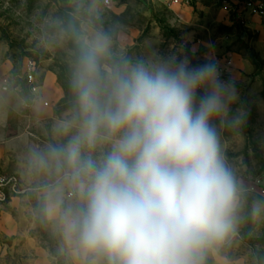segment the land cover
<instances>
[{
  "label": "clouds",
  "instance_id": "1",
  "mask_svg": "<svg viewBox=\"0 0 264 264\" xmlns=\"http://www.w3.org/2000/svg\"><path fill=\"white\" fill-rule=\"evenodd\" d=\"M110 46L97 32L80 47L72 115L56 129L67 140L29 155L43 213L74 264H205L240 218L214 124L234 107L228 122L245 121L236 82L215 59L132 63L113 60Z\"/></svg>",
  "mask_w": 264,
  "mask_h": 264
},
{
  "label": "rangeland",
  "instance_id": "2",
  "mask_svg": "<svg viewBox=\"0 0 264 264\" xmlns=\"http://www.w3.org/2000/svg\"><path fill=\"white\" fill-rule=\"evenodd\" d=\"M97 32L109 37L113 60L149 63L175 54L199 66L215 59L221 79L234 78L246 119L229 123L234 107L214 124L242 206L235 233L206 253L205 264L215 253L264 264V0H0V81L11 77L19 88L6 94L0 87V177L13 179L17 191L0 202V264H74L43 213L28 158L67 140L56 129L72 115V64ZM29 62L37 96L24 81Z\"/></svg>",
  "mask_w": 264,
  "mask_h": 264
},
{
  "label": "built area",
  "instance_id": "3",
  "mask_svg": "<svg viewBox=\"0 0 264 264\" xmlns=\"http://www.w3.org/2000/svg\"><path fill=\"white\" fill-rule=\"evenodd\" d=\"M201 0H174L175 4L186 2L188 4L195 3ZM215 1V0H211ZM219 2H226V0H217ZM249 8L255 9L252 4L249 5ZM258 12V11H256ZM24 81L31 91V93L35 96L39 95L40 93V85L36 76V64L33 62H29L27 65ZM14 80L11 77H3L0 81V87L1 90L8 94V93H14L19 90V88H16L14 85ZM16 183L13 179H8L5 177H0V202H5L11 195V193H16Z\"/></svg>",
  "mask_w": 264,
  "mask_h": 264
},
{
  "label": "crops",
  "instance_id": "4",
  "mask_svg": "<svg viewBox=\"0 0 264 264\" xmlns=\"http://www.w3.org/2000/svg\"><path fill=\"white\" fill-rule=\"evenodd\" d=\"M212 264H248L245 259H231L220 253L212 254Z\"/></svg>",
  "mask_w": 264,
  "mask_h": 264
}]
</instances>
